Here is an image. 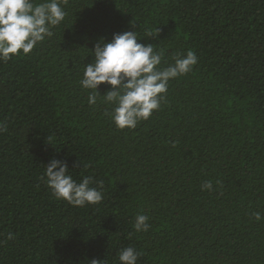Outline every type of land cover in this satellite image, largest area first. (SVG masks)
Instances as JSON below:
<instances>
[{"label": "trees", "instance_id": "obj_1", "mask_svg": "<svg viewBox=\"0 0 264 264\" xmlns=\"http://www.w3.org/2000/svg\"><path fill=\"white\" fill-rule=\"evenodd\" d=\"M61 6L51 37L0 60V264H120L124 247L137 264H264V0ZM124 31L152 44L161 68L198 57L131 129L79 83L96 42ZM51 159L77 183L90 177L102 201L56 199L43 178ZM137 214L147 232L134 230Z\"/></svg>", "mask_w": 264, "mask_h": 264}, {"label": "clouds", "instance_id": "obj_2", "mask_svg": "<svg viewBox=\"0 0 264 264\" xmlns=\"http://www.w3.org/2000/svg\"><path fill=\"white\" fill-rule=\"evenodd\" d=\"M64 0H0V60L8 61L20 54H28L39 43L53 35L51 29L60 25L66 16L61 6ZM159 29L157 30V32ZM136 31L114 33L110 41L101 37L91 49L93 61L85 65L81 87L90 90L88 104L97 97L113 106L111 119L118 129L135 128L141 120L150 118L160 108L170 79L192 71L198 62L194 52L175 56L174 62L161 68L162 54L152 44L140 43ZM110 86L101 95L98 86ZM6 125L0 122V132ZM44 179L56 199H63L75 207L98 204L103 192L90 186L92 179L84 177L77 183L66 162L51 159L44 166ZM212 191V183L205 182L202 190ZM257 221L260 213H254ZM148 217L137 214L133 228L147 232ZM9 239L12 234L9 233ZM120 264H137L138 253L133 247H124L118 253ZM92 264L98 261L92 260Z\"/></svg>", "mask_w": 264, "mask_h": 264}]
</instances>
